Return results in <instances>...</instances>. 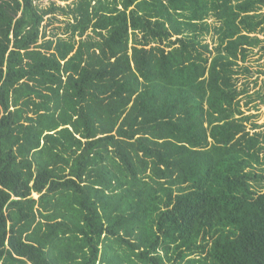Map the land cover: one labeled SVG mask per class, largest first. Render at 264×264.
Returning <instances> with one entry per match:
<instances>
[{
  "label": "trees",
  "instance_id": "16d2710c",
  "mask_svg": "<svg viewBox=\"0 0 264 264\" xmlns=\"http://www.w3.org/2000/svg\"><path fill=\"white\" fill-rule=\"evenodd\" d=\"M263 9L78 0L47 39L50 11L0 0V264H264V132L235 78Z\"/></svg>",
  "mask_w": 264,
  "mask_h": 264
},
{
  "label": "rangeland",
  "instance_id": "374dc122",
  "mask_svg": "<svg viewBox=\"0 0 264 264\" xmlns=\"http://www.w3.org/2000/svg\"><path fill=\"white\" fill-rule=\"evenodd\" d=\"M77 1L78 0H34L35 5L38 6L42 12L50 11L49 14L44 17L42 24V30L47 33V39L53 38L54 35L62 38H69L70 33L66 31L67 22L72 19L70 18L72 15L71 10ZM53 9L54 11H51ZM62 10H65L68 16L64 15L66 13L62 12ZM261 13L264 14V9ZM209 22L212 23L213 20ZM213 36L214 34L204 36V41L209 43L212 47H215L217 42L213 39ZM138 38H142V34H139ZM260 38L263 42L262 45L254 48L247 63L243 64L249 67L251 74H239L235 77L238 90L240 92L245 91L240 97V109L244 112L245 116H251L248 130H251L252 133L255 132L251 129L252 124L258 126L256 129L257 132H264V35H260ZM76 39L79 38L77 37ZM240 65H242V63ZM249 96H251V98ZM247 103H249V105H246ZM250 170L264 176V164H255L254 167L246 169V171ZM255 187L254 190L264 192V182L255 184ZM34 197L37 198V195H34Z\"/></svg>",
  "mask_w": 264,
  "mask_h": 264
}]
</instances>
